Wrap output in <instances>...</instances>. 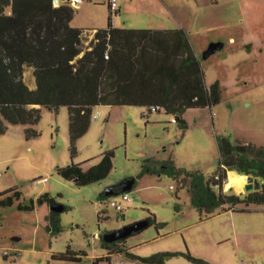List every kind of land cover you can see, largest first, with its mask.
<instances>
[{
    "label": "rangeland",
    "instance_id": "obj_1",
    "mask_svg": "<svg viewBox=\"0 0 264 264\" xmlns=\"http://www.w3.org/2000/svg\"><path fill=\"white\" fill-rule=\"evenodd\" d=\"M169 1L174 14L160 13L157 0L127 1L125 12L111 14V22L123 28H159L155 24L175 22L176 17L190 21V40L205 81L218 82L220 100L210 107L186 109L185 128L164 111L127 104L95 106L96 117L77 139L73 157L66 106L56 112L42 107L33 125L36 136L26 138L25 125L8 124L0 134V192L16 188L18 193L11 190L0 196V264H44L67 246L87 255L59 264H92L106 255L99 244L101 232L142 220L149 212L160 226L151 225L126 239L136 255L168 252L165 264H198L180 253L187 248L210 264H264V205H251L248 212L217 209L201 218L187 188L159 171L164 162L173 161L185 170L211 175L219 158L217 135L264 146V0H219L214 5H204V0ZM86 3L74 4L71 22L85 32L78 56L91 48L90 28L106 26L109 17L107 0ZM24 77L32 86L29 70ZM106 150L114 152L113 166L100 181L76 185L56 171L71 161L85 162L84 168L95 165ZM130 177L134 186L125 191L130 199L123 201V219H118L120 213L107 202L121 200L120 193L100 195ZM43 194L65 207L59 213L58 232L47 229L51 203L41 198ZM7 197L10 204H2ZM99 264L143 263L111 253Z\"/></svg>",
    "mask_w": 264,
    "mask_h": 264
},
{
    "label": "trees",
    "instance_id": "obj_2",
    "mask_svg": "<svg viewBox=\"0 0 264 264\" xmlns=\"http://www.w3.org/2000/svg\"><path fill=\"white\" fill-rule=\"evenodd\" d=\"M108 10L106 26L95 29L91 48L78 56L83 29L71 24L76 8L70 0L57 5L53 0H0V134L6 132L8 124H22L26 126V138L36 136L33 125L41 117V108L56 112L66 106L69 152L73 157L77 139L88 130L95 106L127 104L146 107L149 112L164 111L185 128L186 109L210 107L220 100L219 84L206 83L201 61L185 28L117 27L111 22L113 13L109 7ZM26 66L33 68L34 88L25 80ZM216 143L219 158L211 175L185 170L173 161L164 162L159 171L187 188L201 218L211 217L217 209L248 212L251 205H264V146L245 139L232 142L226 135H217ZM113 155V150H106L95 165L84 168L85 162L71 161L57 166L56 171L76 185L97 182L110 172ZM230 170L256 177L260 180L258 187L243 195L231 187L225 191ZM11 190L16 188L5 189L0 196ZM120 190L119 186L113 187V193ZM106 196L105 191L100 195ZM41 198L53 204L47 194ZM10 202V197L1 201ZM61 207L60 211L65 209ZM60 211L50 209L47 214L50 232L61 229ZM144 220L147 225L143 229L160 226L151 212ZM104 232L99 234V244L106 255L94 258L92 264L109 260L111 253L143 264H165L170 255H136L125 245L130 235L106 241L102 238ZM180 253L192 262L210 264L187 248ZM86 255L83 250L67 246L64 251L52 253L44 264L80 261Z\"/></svg>",
    "mask_w": 264,
    "mask_h": 264
},
{
    "label": "water",
    "instance_id": "obj_3",
    "mask_svg": "<svg viewBox=\"0 0 264 264\" xmlns=\"http://www.w3.org/2000/svg\"><path fill=\"white\" fill-rule=\"evenodd\" d=\"M58 1L59 0H53L55 5L58 4ZM243 175L245 176V182L243 187L245 191H250L258 187L260 182L256 177L247 174H243ZM134 181L135 179L133 177L125 178L122 181H120L116 186H119L122 191H127L133 187ZM113 187L114 186L109 187L105 190V194L107 196L113 193ZM51 209L60 211L62 207L59 204H53L51 205ZM146 225H147V221H145L144 219L138 220L129 224H125L120 228L106 231L102 234V238L106 241H111L122 237H126L128 235H131L132 233L141 231Z\"/></svg>",
    "mask_w": 264,
    "mask_h": 264
},
{
    "label": "crops",
    "instance_id": "obj_4",
    "mask_svg": "<svg viewBox=\"0 0 264 264\" xmlns=\"http://www.w3.org/2000/svg\"><path fill=\"white\" fill-rule=\"evenodd\" d=\"M82 1H84V0H82ZM85 1H87V3L86 4H89L90 3V1L91 0H85ZM89 1V2H88ZM127 1H131V0H117V2H118V10H117V12L116 13H118V14H122V13H124L125 12V3H128ZM169 0H157V2H158V5L160 6L159 8H160V10H161V12L160 13H172V14H174L173 13V6H172V4H170L169 2H168ZM217 3H219V0H204V2H203V4L204 5H207V4H211V5H214V4H217ZM75 3H73V5H74ZM76 14V13H75ZM74 18V17H73ZM176 19H177V21H173V22H170V23H166V22H160L159 24L157 23V24H155L156 25V27H159V28H179V27H183V28H185L186 30H187V32H188V35H189V38H191V36H190V34H191V31H192V24H190V21L188 22L187 21V19L186 20H183V19H180V18H177L176 17ZM175 20V19H174ZM72 22V21H71ZM72 24V23H71ZM73 25V24H72ZM114 25L115 26H117V24H115V22H114ZM73 26H77V25H73ZM78 27V26H77ZM95 27H92V28H90V30L89 31H95ZM85 32H84V29H83V33L82 34H84ZM191 41V40H190ZM191 43H192V46H193V49H194V51H195V53H196V55L198 56V54H197V52H196V50H195V47H194V44H193V42L191 41ZM32 66H26V68H25V71H24V76H25V72L27 71V70H29L30 71V75H31V77H32V86H29L30 88H34L35 87V80H34V77H33V75H32ZM229 172H234L235 174H238V175H243V174H239V173H237L236 171H233V170H230V171H228V175H229ZM260 182V181H259ZM243 185H244V183L241 185V187L239 188V189H237L235 186H233V185H226L228 188H230V187H232L233 189H235L237 192H240V191H242L243 189ZM262 211H264V209H262Z\"/></svg>",
    "mask_w": 264,
    "mask_h": 264
},
{
    "label": "built area",
    "instance_id": "obj_5",
    "mask_svg": "<svg viewBox=\"0 0 264 264\" xmlns=\"http://www.w3.org/2000/svg\"><path fill=\"white\" fill-rule=\"evenodd\" d=\"M81 0H70V3H77L80 2ZM107 4L108 7L110 8L112 13H115L118 10V2L117 0H107ZM96 115L93 113L92 118H95ZM171 121L175 122V117L172 116L171 117ZM46 178L44 177L43 180H45ZM118 193H120V197L121 200H117V199H110L108 200V205L113 207L115 210H117L120 214L117 216L118 219H122L123 216L121 214V211L123 210V201L125 200H129L130 197L128 196V194L125 191H119Z\"/></svg>",
    "mask_w": 264,
    "mask_h": 264
},
{
    "label": "bare ground",
    "instance_id": "obj_6",
    "mask_svg": "<svg viewBox=\"0 0 264 264\" xmlns=\"http://www.w3.org/2000/svg\"><path fill=\"white\" fill-rule=\"evenodd\" d=\"M245 182V176L244 175H238L234 172H229V175L227 176L226 185H233L237 189L241 187V185ZM232 188V187H231Z\"/></svg>",
    "mask_w": 264,
    "mask_h": 264
},
{
    "label": "clouds",
    "instance_id": "obj_7",
    "mask_svg": "<svg viewBox=\"0 0 264 264\" xmlns=\"http://www.w3.org/2000/svg\"><path fill=\"white\" fill-rule=\"evenodd\" d=\"M61 1H64V0H61ZM120 191H122V190H120ZM119 192V191H118ZM118 192H115V193H118ZM112 194H114V193H112ZM123 219V218H122Z\"/></svg>",
    "mask_w": 264,
    "mask_h": 264
}]
</instances>
